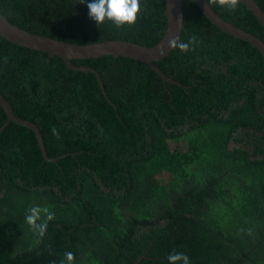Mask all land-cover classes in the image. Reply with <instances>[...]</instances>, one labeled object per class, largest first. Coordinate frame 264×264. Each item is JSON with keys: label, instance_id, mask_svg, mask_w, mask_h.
<instances>
[{"label": "trees", "instance_id": "trees-1", "mask_svg": "<svg viewBox=\"0 0 264 264\" xmlns=\"http://www.w3.org/2000/svg\"><path fill=\"white\" fill-rule=\"evenodd\" d=\"M255 1L264 10V0ZM88 2L0 0V13L25 30L79 44L152 46L166 29L165 0H142L136 23L121 28L97 25ZM209 5L264 41L244 3L235 11ZM182 11L179 39L199 43L154 63L185 87L129 57L71 60L98 71L112 104L92 72L0 36V93L57 158H43L28 127L5 125L0 105V264H60L69 251L74 264H134L141 256L136 264H168L173 251L190 264H264V164L229 147L231 133L252 119L264 57L194 1L183 0ZM170 140L186 148H171ZM32 206L55 213L43 237L25 222Z\"/></svg>", "mask_w": 264, "mask_h": 264}, {"label": "water", "instance_id": "water-1", "mask_svg": "<svg viewBox=\"0 0 264 264\" xmlns=\"http://www.w3.org/2000/svg\"><path fill=\"white\" fill-rule=\"evenodd\" d=\"M183 0H165L164 14L166 16V29L161 39L152 46L141 45L129 40L121 39H108L97 41L93 43L79 44L74 42H67L64 40L56 39L44 34H37L29 30L20 28L19 26L11 23L4 15L0 13V36L11 41L14 44L27 47L30 49L43 51L49 55H56L63 59L64 63L71 69L90 71L92 72L100 86V89L111 104L112 102L106 95L104 90L103 82L101 80L98 71L90 66L74 65L72 59H89L107 55H117L129 57L135 60H139L148 64L164 82L177 83L181 87L184 85L176 82L169 76H167L156 64L155 61L165 57L173 48L168 47V40L174 36L180 37L183 28V11H182ZM198 6L200 11L211 21L215 26L220 28L227 34L233 35L244 41L252 44L264 57V41L258 36L245 31L234 24L226 21L219 16L215 10L209 5L207 0H192ZM246 7L255 15L260 24L264 27V10L260 8L255 0H240ZM0 105L4 110L7 119L5 125L10 121H14L22 126L31 129L38 141L40 152L44 159L56 162V157H50L43 144L42 135L39 132L36 125L28 120H25L17 116L9 102L0 93ZM134 263L136 264L140 259Z\"/></svg>", "mask_w": 264, "mask_h": 264}, {"label": "clouds", "instance_id": "clouds-1", "mask_svg": "<svg viewBox=\"0 0 264 264\" xmlns=\"http://www.w3.org/2000/svg\"><path fill=\"white\" fill-rule=\"evenodd\" d=\"M84 3L85 0H79ZM142 0H91L87 3L89 18L94 20L97 25L103 24L105 21L112 22L115 27L121 28L124 25H133L136 23L141 12ZM210 4H218L221 7H226L229 11H235L240 0H208ZM199 43L197 37L191 36L185 42L174 36L168 40V47L178 49L181 52L194 51L195 46ZM52 134L59 138L58 131L53 128ZM55 218V213L49 208L32 206L28 209L25 216V222L35 231L40 237L46 234L49 221ZM249 234H251L249 230ZM75 255L72 252H66L64 259L60 264H74ZM168 264H190L188 256L184 253L173 251L167 256Z\"/></svg>", "mask_w": 264, "mask_h": 264}, {"label": "flooded vegetation", "instance_id": "flooded-vegetation-1", "mask_svg": "<svg viewBox=\"0 0 264 264\" xmlns=\"http://www.w3.org/2000/svg\"><path fill=\"white\" fill-rule=\"evenodd\" d=\"M262 85L263 83L261 81L254 82L253 86L255 87H252V90L256 92V96L251 99L253 102L251 112L252 119L249 121L246 120L244 126L237 127V129L231 133L229 147L232 149L243 147L252 161L264 164V98H261V93L264 88H261ZM243 101L244 100L241 99L239 103ZM185 127H188V125H185ZM170 142H173L176 148L179 146L178 144L182 146L179 147L180 149L186 148L184 140H170ZM210 193L214 194L212 191H210ZM216 194H220V191L216 192ZM198 199L204 201L202 195H199Z\"/></svg>", "mask_w": 264, "mask_h": 264}, {"label": "rangeland", "instance_id": "rangeland-1", "mask_svg": "<svg viewBox=\"0 0 264 264\" xmlns=\"http://www.w3.org/2000/svg\"><path fill=\"white\" fill-rule=\"evenodd\" d=\"M179 146L178 147H182L180 144H178ZM170 147L171 148H174L175 147V144L173 143V142H170ZM167 178V175H164V176H162V179H166Z\"/></svg>", "mask_w": 264, "mask_h": 264}]
</instances>
